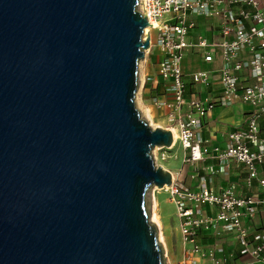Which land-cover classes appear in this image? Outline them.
<instances>
[{
	"label": "water",
	"instance_id": "1",
	"mask_svg": "<svg viewBox=\"0 0 264 264\" xmlns=\"http://www.w3.org/2000/svg\"><path fill=\"white\" fill-rule=\"evenodd\" d=\"M137 1L0 0V264H168L147 195L173 135L135 103Z\"/></svg>",
	"mask_w": 264,
	"mask_h": 264
},
{
	"label": "built area",
	"instance_id": "2",
	"mask_svg": "<svg viewBox=\"0 0 264 264\" xmlns=\"http://www.w3.org/2000/svg\"><path fill=\"white\" fill-rule=\"evenodd\" d=\"M136 8L149 21L150 37L139 61L153 59L163 86L149 103L163 112L166 127L177 135L167 148L151 150L154 161L165 160L176 143L184 151L183 163L213 160L201 166L197 187L179 185L173 174L165 187L179 218V264H264V232H250L246 224L258 208L264 214V0H138ZM188 52L207 64L219 58L217 69L185 73ZM187 77L194 91L188 90ZM145 82L143 77L141 88L138 83L140 90ZM235 103L251 107L244 126L227 132L223 143L211 144L200 134L206 117L215 106ZM233 162L244 167V186L256 182L258 192L240 194L236 183L217 191L210 187L209 180L228 173ZM202 230L232 234L247 258L233 260L222 247L201 244ZM166 257L171 264L167 251Z\"/></svg>",
	"mask_w": 264,
	"mask_h": 264
},
{
	"label": "crops",
	"instance_id": "3",
	"mask_svg": "<svg viewBox=\"0 0 264 264\" xmlns=\"http://www.w3.org/2000/svg\"><path fill=\"white\" fill-rule=\"evenodd\" d=\"M188 56H192L194 58L195 63H192V66L186 64V58ZM151 59L150 61H148V63L143 64L142 66L141 70L143 76L141 77V75H139V87H141L143 77L146 82L144 84L145 87L140 90L137 95V98L138 101L143 104L141 105L140 110L142 108H146L149 111L150 117L153 116L151 114L152 111L161 120V124H163L158 126L164 128L167 126V119H164V117L162 116L163 112L149 104V99L151 94H153V91L161 93L163 89L162 82L156 74L153 59ZM218 63L219 58H217L213 63L207 64L201 60L198 54L196 55L193 52H188L182 62V69L185 73H190L191 71H195L201 68L214 70L217 69L216 66L218 65ZM187 82L188 90L194 91L195 89L190 84L188 77ZM145 104H149V108H147ZM250 109V106H246L244 104L239 103H235L230 107L215 106V108L206 117V120L203 126L201 127L200 134H202V136L206 138H209L211 140V144H216V142L223 143L226 138L227 132L231 131L234 128L244 126V123L248 118L247 115L250 112ZM182 157L183 155L181 156L180 160L176 159L175 162H169L167 163V165L163 164L162 167L165 169H169L172 172L175 181L179 185L190 188L197 187L199 176L202 174L201 166L209 164L213 162V160L207 158L204 161H200V163L190 164L186 162L183 163ZM230 167L231 168L228 173H217L209 180V185L212 189L217 191L224 188L229 183H236L238 192L240 194H251V192H258L260 190L257 187L256 182H254V186L250 188L244 186L243 178L246 174L243 166L233 162L231 163ZM262 174L264 176V165L262 167ZM174 218L176 221L174 226L175 245H173V258L174 264H179L183 256V246L181 243V236L179 234V218H177L176 214L174 215ZM246 224L249 227L250 232H264V214L261 208L257 209V211L250 220H246ZM199 241L205 246L215 244L218 247H222V249H224L223 253H225L226 255L233 253V258H231L233 260H236V258L238 260L247 258L246 256H241L239 252V243L232 234L230 235L221 232L219 235L215 236L213 233H211V231L202 230L199 232Z\"/></svg>",
	"mask_w": 264,
	"mask_h": 264
},
{
	"label": "rangeland",
	"instance_id": "4",
	"mask_svg": "<svg viewBox=\"0 0 264 264\" xmlns=\"http://www.w3.org/2000/svg\"><path fill=\"white\" fill-rule=\"evenodd\" d=\"M150 59L151 58L148 56L147 60L150 61ZM148 61H147V63H148ZM192 63H195L194 58L192 56H188L186 58V64L192 66ZM143 64L144 63L141 61H139V63H138L139 75H141V77L143 76V73L141 70ZM139 89H138V91H139ZM135 103H136L138 108H140L141 105H143L142 103H140L138 101L137 96L135 99ZM149 104H151V103H149ZM149 104H145V106L147 108H149V106H148ZM151 114L153 116L151 117V120H149V122H150L149 124L152 127H157V125H163V124H161V120L152 111H151ZM141 115H142V113H141ZM151 122H152V124H151ZM182 155H183L182 148L178 143H176L173 147V150L167 152V158L165 160L161 161L160 159H156L154 161V163L156 165L157 164L167 165V163H169V162H173V161L175 162L176 159L180 160ZM147 197L150 199L151 202L153 199H155L156 204L153 207V202H152L151 213H150L149 218L152 221L153 220L152 219V213H154V216H155L154 218L159 223L158 229L161 233L160 235H162V240H163L162 243L164 245L165 250H167L168 258L170 259L172 264H174L173 245H175L174 226H175V221H176L174 218V215H175L174 204L172 201L169 200V194L165 189L154 188L151 191V193H148Z\"/></svg>",
	"mask_w": 264,
	"mask_h": 264
},
{
	"label": "bare ground",
	"instance_id": "5",
	"mask_svg": "<svg viewBox=\"0 0 264 264\" xmlns=\"http://www.w3.org/2000/svg\"><path fill=\"white\" fill-rule=\"evenodd\" d=\"M149 28L147 27V28H145V30H144V32H147V30H148ZM139 75H138V81H139ZM140 82V81H139ZM138 82V83H139ZM140 86V85H139ZM141 88V87H140ZM139 89V88H138ZM140 90V89H139ZM137 96V95H136ZM140 112L142 113V117H144V119L146 118L148 121L149 120H151V117H150V114H149V111L146 109V108H142L141 110H140ZM151 124H152V122H151ZM172 135H173V142H175L176 141V139H177V135H176V131L174 130V129H172ZM156 146L154 147V149H153V151H155L156 150ZM163 189H165L166 190V188H163ZM152 202H153V207H154V205L156 204V202H155V199H153L152 200ZM155 216H154V213H152V219H153V221H155L156 222V224H157V227L159 228V223L155 220V218H154ZM151 220V219H150ZM161 233H160V231H159V229H158V235H159V239L161 240V241H163L162 240V235H160ZM164 246V245H163Z\"/></svg>",
	"mask_w": 264,
	"mask_h": 264
}]
</instances>
